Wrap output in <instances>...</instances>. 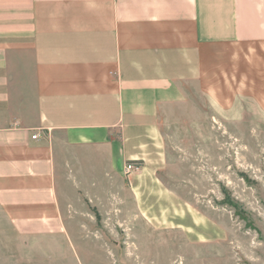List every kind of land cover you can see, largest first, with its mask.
Returning a JSON list of instances; mask_svg holds the SVG:
<instances>
[{"label":"crops","instance_id":"0c3cea01","mask_svg":"<svg viewBox=\"0 0 264 264\" xmlns=\"http://www.w3.org/2000/svg\"><path fill=\"white\" fill-rule=\"evenodd\" d=\"M225 47L264 51V0H0V209L15 231L66 232L75 165L126 178L145 216L179 226L164 125L191 115Z\"/></svg>","mask_w":264,"mask_h":264},{"label":"rangeland","instance_id":"374dc122","mask_svg":"<svg viewBox=\"0 0 264 264\" xmlns=\"http://www.w3.org/2000/svg\"><path fill=\"white\" fill-rule=\"evenodd\" d=\"M213 55L191 115L164 125L160 177L185 205L179 226L145 216L126 178L75 165L66 232H16L0 209V264H264V65L251 60L264 51Z\"/></svg>","mask_w":264,"mask_h":264},{"label":"built area","instance_id":"2783aa9c","mask_svg":"<svg viewBox=\"0 0 264 264\" xmlns=\"http://www.w3.org/2000/svg\"><path fill=\"white\" fill-rule=\"evenodd\" d=\"M38 136H39V134L36 133V134L33 135V138H37ZM139 168H140V165L138 163H136V162L135 163L134 162H129L125 166L127 174H131V173L139 170Z\"/></svg>","mask_w":264,"mask_h":264}]
</instances>
